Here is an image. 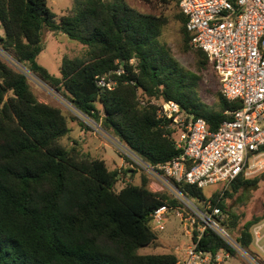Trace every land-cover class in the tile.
<instances>
[{
  "label": "trees",
  "instance_id": "16d2710c",
  "mask_svg": "<svg viewBox=\"0 0 264 264\" xmlns=\"http://www.w3.org/2000/svg\"><path fill=\"white\" fill-rule=\"evenodd\" d=\"M158 2L179 7L176 0ZM176 18L184 48L194 50L197 70L184 67L160 40L167 17L141 12L127 0H74L59 20L48 0H0V50L132 152L157 164L180 150L169 121L158 116L151 99L177 101L193 118H204L213 131L241 105L223 95L221 83L216 106L203 99V73L216 71L206 52L191 45L186 14L180 9ZM49 31L63 32L85 46L82 54L63 57L59 75L38 61ZM2 51L0 264H175L171 250L139 251L158 244L151 213L161 204H175L173 194L152 190L144 173L139 183L117 189L120 172L131 177L137 173L129 158L121 168H110L105 158L85 155L79 141L65 145L62 139L72 130L66 114L40 101L26 71ZM119 68L124 72H114ZM108 73L116 81L113 89L97 82L98 75ZM263 176L241 174L210 196L222 208V224L231 236L254 252L252 226L264 220V213L248 218L239 198L259 188ZM178 186L189 197H207L204 188L184 182ZM201 245L212 252H238L210 230Z\"/></svg>",
  "mask_w": 264,
  "mask_h": 264
},
{
  "label": "built area",
  "instance_id": "2783aa9c",
  "mask_svg": "<svg viewBox=\"0 0 264 264\" xmlns=\"http://www.w3.org/2000/svg\"><path fill=\"white\" fill-rule=\"evenodd\" d=\"M176 1L187 16L186 29L191 35V44L206 52L219 77L223 95L241 105L232 112V118L224 120L213 131L204 118H193L177 101L151 99L149 102L157 106L158 116L169 121L173 129L171 137L180 150L177 156L165 162L149 163L115 137L111 141L129 158L130 167L144 171L152 183L159 186L158 190H167L177 199L175 204H161L151 213L152 228L157 232L166 229L170 214L181 221L187 241L170 246L176 255L175 264H221L231 255L229 249L212 252L201 245L207 230L216 233L251 264H264V221L252 227L253 245L257 248L253 255L224 227V212L210 196L194 198L199 200L198 204L178 186L184 182L204 188L220 183L221 190L241 174L251 177L262 166L264 0ZM114 72L120 74L124 70L119 68ZM110 74L98 75V84L113 89L116 81ZM141 103L147 104L146 99L142 98ZM97 126V131L104 132ZM132 180L129 173L120 172L117 184L122 188Z\"/></svg>",
  "mask_w": 264,
  "mask_h": 264
},
{
  "label": "rangeland",
  "instance_id": "374dc122",
  "mask_svg": "<svg viewBox=\"0 0 264 264\" xmlns=\"http://www.w3.org/2000/svg\"><path fill=\"white\" fill-rule=\"evenodd\" d=\"M48 1L49 6L55 13L57 20H59L63 14L67 13L74 3V0ZM127 2L141 12L164 15L167 17L168 21L162 29V33L159 37L160 40L170 47L173 55L184 67L190 70H197L194 50L192 47L190 49H185L183 45L181 23L176 18V14L180 11V9L175 2H171L170 4H162L158 2V0H127ZM0 32H3L1 26ZM45 40V48L39 54L38 61L47 67L50 72L57 75L60 74V66L64 56L75 57L82 54L85 49V46L82 43L70 38L67 34L60 31L47 32ZM192 46L193 48L195 47L194 45ZM2 53L8 61L14 64L16 68L26 71L31 87L40 101L58 106L66 114L69 126L72 130L62 139V142L65 145H71L74 144L75 141H79L78 144L85 155L105 158L110 168H120L122 164L125 165L127 163L126 156L122 153L118 144L116 142H114L115 144L112 143L111 140H113L114 137L105 130L104 132L96 130L98 128L97 125L101 126L98 122L77 110L66 96L55 90L36 74L27 71L10 53H6L5 51H2ZM201 87L203 99L208 101L212 106H216V92L220 91V81L216 76V72L212 69L204 71ZM80 122H84L89 129L84 128ZM261 165L260 169L255 172L252 177L264 174V156L262 157ZM143 173L146 174L144 171H137L135 177H132V182L139 183ZM149 179L150 188L155 191L158 190L159 186L152 183L153 180L150 177ZM220 188V183L211 184L204 187V192L207 196H211ZM117 189H120V184H117ZM193 200L199 204L198 199L193 198ZM239 201L242 202L241 206L246 210L248 218L253 215H260L264 213V178L262 179L259 188L249 193L247 196H242L239 198ZM183 241H187V238L183 235L181 230V221L176 215L170 214L166 229L159 232L158 244H151L140 248L139 251H170V246L174 245L176 242L181 243ZM256 249L257 248L254 247L255 252L250 249L245 250L255 255ZM221 264L251 263L243 254L237 252L236 254L231 253L229 257L224 258Z\"/></svg>",
  "mask_w": 264,
  "mask_h": 264
},
{
  "label": "crops",
  "instance_id": "0c3cea01",
  "mask_svg": "<svg viewBox=\"0 0 264 264\" xmlns=\"http://www.w3.org/2000/svg\"><path fill=\"white\" fill-rule=\"evenodd\" d=\"M264 221V220H263Z\"/></svg>",
  "mask_w": 264,
  "mask_h": 264
}]
</instances>
